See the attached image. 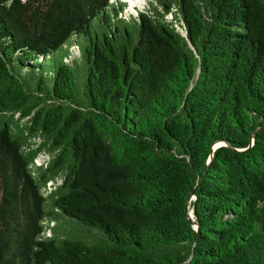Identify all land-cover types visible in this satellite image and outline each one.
<instances>
[{"label": "trees", "instance_id": "16d2710c", "mask_svg": "<svg viewBox=\"0 0 264 264\" xmlns=\"http://www.w3.org/2000/svg\"><path fill=\"white\" fill-rule=\"evenodd\" d=\"M156 1L0 0V264H264V0Z\"/></svg>", "mask_w": 264, "mask_h": 264}, {"label": "rangeland", "instance_id": "374dc122", "mask_svg": "<svg viewBox=\"0 0 264 264\" xmlns=\"http://www.w3.org/2000/svg\"><path fill=\"white\" fill-rule=\"evenodd\" d=\"M119 2L123 3L126 6L125 11L121 15L124 18L129 19V16L138 17L140 13L149 14L150 16L155 17L157 20L165 23H173L175 28L178 30V24L174 21V12L173 13L166 12L162 5L158 3L156 0H118ZM172 12V11H171ZM160 14V15H156ZM76 54V53H74ZM49 160V155L46 152H42L35 162V167L33 168L35 174H37V168L45 167ZM61 184V180L58 179L57 181L49 184L43 191L45 195H48L54 188ZM194 199V197H193ZM57 223L55 224V226ZM47 233L50 234V230L47 229L44 232V235L47 236Z\"/></svg>", "mask_w": 264, "mask_h": 264}, {"label": "water", "instance_id": "95a60500", "mask_svg": "<svg viewBox=\"0 0 264 264\" xmlns=\"http://www.w3.org/2000/svg\"><path fill=\"white\" fill-rule=\"evenodd\" d=\"M223 145H224V143H222V142H217V143H215V144L213 145V152H214L217 148H219V147H221V146H223ZM213 152H212V154H211V156H210V158H209V163H211V161H212V159H213ZM193 196H194V193L192 194V197H193ZM189 219H190V221H191V223H192L194 229H195L197 232H199V225H198V223L194 220V216H193V213H192V212H189Z\"/></svg>", "mask_w": 264, "mask_h": 264}, {"label": "built area", "instance_id": "2783aa9c", "mask_svg": "<svg viewBox=\"0 0 264 264\" xmlns=\"http://www.w3.org/2000/svg\"><path fill=\"white\" fill-rule=\"evenodd\" d=\"M50 159V158H49ZM49 161V160H48ZM48 163V162H47ZM51 183H53V182H50L49 184H51ZM48 184V185H49ZM54 225V223L53 222H50V223H48V222H46V224H45V226H46V228L44 229V230H46L47 229V231H49L50 230V232H51V227ZM51 234V233H50ZM50 234H48L47 233V236H50Z\"/></svg>", "mask_w": 264, "mask_h": 264}]
</instances>
